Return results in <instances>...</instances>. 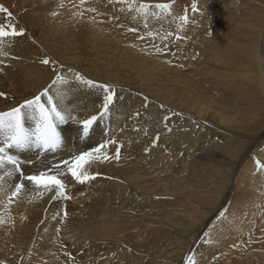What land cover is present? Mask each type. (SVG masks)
Instances as JSON below:
<instances>
[{
  "label": "bare ground",
  "instance_id": "1",
  "mask_svg": "<svg viewBox=\"0 0 264 264\" xmlns=\"http://www.w3.org/2000/svg\"><path fill=\"white\" fill-rule=\"evenodd\" d=\"M67 1L68 0H0V5H3L10 12H12V22L16 24L17 28L23 27L25 29L24 36L16 37L12 40L11 44L6 43L4 45V51L8 52L9 55L0 56V59L4 60V63L0 65V68L3 69V71H0V91L6 93V97H0V111H6L11 107H15L17 104L23 102L25 99L32 98L47 87L46 85L48 82L55 78L56 71L51 63L45 65L41 63V60L47 58L50 61H55L57 69L59 68V65L64 66L62 74H66L67 69L72 68L86 79H91L97 81L98 83L113 85L117 90L116 92L118 98L112 106L109 118L104 123L95 125L93 133L88 138L81 140L78 127L74 124L62 126L64 147L55 154H47L46 163H59L61 159H68L71 155L78 154L80 151L88 150L90 147H94L99 144L102 139L110 137H114L118 144L122 145L121 159L119 161L110 159L108 161L93 164L89 169L90 173H99V175L96 176V179L85 182L84 184L76 182L69 175L66 179L67 187L65 191L71 199L66 200L64 198H58L53 200L52 194L47 193L43 197L33 200L31 199L30 186L26 185V187L29 188V193L19 199L13 198V202L5 207L4 202L7 198L4 193L0 192V216H2L5 220L3 224H0V255L4 257L0 258V264H16L18 260H14V258L33 259L37 256L38 258L36 261L38 264H138L150 257L148 254L150 252L143 251L141 248L149 246L151 243H143L139 245L138 248L136 247V244H130L129 237L125 234V232L127 233L131 229H133L132 232H136L134 225L129 223L132 215L131 206H135L134 208H141L146 203L150 206L149 203H152V201L155 200L157 203L162 200L155 199L154 197L157 195H152L154 193L149 192V190L150 188L154 189L153 185L150 183V177H155L154 183L157 186V184L159 185V183L163 182V171H166L169 175L173 176L175 182L177 181L181 186H183L184 177L180 174L181 171H179V166L173 167L164 164L163 167H157V164L160 163V161L165 162L164 158H169L168 156H173L171 158L175 161V158H178L176 156H181L183 154H180L178 148L181 149L180 146L186 142L185 138L188 135H192L194 129H198L200 131L206 129V133L201 136V139H204L211 134L212 128L210 125H213L204 118V113H206L205 110L208 108H206V102L213 100L208 96V89L204 90L203 84L200 83L201 85H198L193 78L187 80L186 76L182 77L179 74L177 76H170L164 70H169V68L175 64L173 61L177 59L176 57L180 58L176 60L178 62L186 63L188 61L189 58L183 59L184 55L179 52L188 48L191 46L190 43L194 42L193 40L195 39L199 26L204 25L199 22V18L203 14L205 15L206 12H209L205 15V17L206 20H208V23H210V20L207 19V17L211 16L215 18L217 16V12L223 13V9L225 7L228 8V11L235 13L234 8L236 2L235 0H222V3L216 4L214 1L210 0H174V2H172L173 0H151L162 1V3L170 1V4L173 6L167 12L156 9L154 6L149 7L147 9L148 17L145 21V19L139 14H137L138 19L135 20H132L130 17H123L124 14L121 15L117 13L118 8L113 6L115 2L109 3V0H86L83 8L80 7V0H69L70 2ZM178 2L180 4L179 7L175 11H172ZM193 2H195L197 6L201 7L202 10L193 11ZM258 2L262 4L264 3V0H259ZM61 4H63V7H60ZM88 8H95L97 11L88 12ZM182 8L192 10V12L188 11V20L191 19L189 27L186 26L188 23L181 24V20L179 19L187 13L186 10L180 12ZM77 11H83V17L76 16L75 13ZM52 13H57V15H52ZM106 13L112 14V18L113 15H116L119 18L117 23L119 26L113 25L112 21L105 18ZM153 13H157V15H153ZM168 14L174 27L181 28L183 26L184 28L182 31L184 33H180L183 36L181 39L182 42L175 47L178 51L174 52L171 57L169 55L161 58L158 56L159 58H156L154 55L152 58H147V50L143 49L142 46H139L136 43L133 44L130 41V39L132 40L134 37L138 40L139 38L137 36H132V31H129V28L141 27L144 31H147L144 27V24L147 23L148 27L155 24L157 30L161 28V24L163 26L162 28L170 30L172 25L170 24V19H168ZM102 15L104 16L102 17ZM5 17V13H0V23L5 22ZM162 17H164V19L160 22ZM238 18L237 14H233V16L230 17L231 21L235 20V23L238 22ZM90 21L92 22L90 23ZM136 32H138V29L134 33ZM161 33L165 42H168L169 44L170 41H173V37H170L171 35L167 36L166 33ZM156 35L158 34L156 33ZM142 42L144 43V41ZM145 42L147 41L145 40ZM186 42L190 45H184ZM224 42L226 44L224 43V46L221 45L222 47L217 45L209 46L210 49H206L207 52L200 55L199 59H207L211 65H215L213 64L214 62H219L224 65L231 62L238 64L239 61H242L243 54L239 45L234 41L231 42L230 40H228V42L224 40ZM159 48L161 49V46ZM192 49H194V47ZM71 52L72 58H70L71 55L68 57ZM256 57L259 59L258 53H256ZM221 60H224V62ZM85 64H87V66H85ZM188 64L190 63L188 62ZM217 64L218 63H216V66ZM187 66L189 67V65H186V67ZM205 67L207 66L205 65ZM179 69L180 73H184L185 68L183 66H180ZM68 78L72 81L70 74L68 75ZM66 90H68L70 94V104L77 106L80 118L95 114L98 111V105L100 103L102 93L98 92L96 89H89L86 86L80 85L78 82L72 81L68 86H66ZM190 90H192L194 94L195 103L193 107L195 110H193L197 113V115H192L191 113L186 114L182 110L183 108L180 109L179 106V108L176 109L178 111L174 110L173 108L175 107L172 106V109L164 105V107L161 108L162 104H157L155 102L156 99L149 94L153 91H158L160 95L167 93L165 98L173 99V95L176 94L178 97H184L186 92ZM147 96L150 99L147 98V100H145L144 98ZM121 97L122 99H120ZM183 102L184 101L182 100V103ZM145 105L147 106L145 107ZM136 113H139V115H136ZM182 113L183 115L186 114L185 123L184 121H179V118L182 117ZM165 116L168 117L167 121L164 119ZM165 125H167V127H165ZM105 126H108L109 128L108 137H105L104 135ZM168 128H171L172 131L169 132L167 130ZM223 130L225 131L224 133H227L223 135L224 138H227L226 140L232 141L235 139V137L233 138V136L230 135L232 132L227 129ZM145 131L147 132V135H145ZM154 131L160 135L162 142L163 138L174 141L172 146L170 148L160 146L158 145L160 143L158 140V143H156L154 147H148V141L156 138L157 136ZM246 136L248 135H245V137ZM217 137H219V135ZM115 147L116 145L109 146L108 152L110 155L115 154ZM145 148H148L149 151L145 152ZM190 151H194L193 145H191ZM152 155L164 157L155 159L153 162H146L142 158H148ZM248 155L249 154H247V157ZM23 158L26 157H22V159ZM33 159H35V157H33ZM42 159L44 158L42 157ZM245 159L246 158L243 157L240 158L238 165L239 168L237 167L238 170L236 169L235 171L238 179L239 175L242 174L240 173L242 170V167L240 166L244 167V165L241 164L244 163L243 161H245ZM170 161H168L169 164ZM254 162L255 161H253V163ZM247 163V166L251 164H249V162ZM254 165H256V163ZM184 167L186 168V166ZM159 169L161 171H159ZM39 170H42L39 162L33 166L24 167L25 174H32L34 172H38ZM243 171L244 170H242V172ZM211 172L212 171L209 173ZM214 172L216 173V171ZM228 172L229 171L227 170L225 173L227 174ZM246 173L248 174V172ZM260 173H262V171H260ZM149 174L152 175L149 176ZM249 174H252V172ZM247 176L252 178L250 175ZM212 180L214 182V179ZM225 180L227 181L228 179ZM217 181L216 193L220 194L222 189L224 190V187L222 188ZM221 181L222 180H220V182ZM257 181L260 182L262 180L260 179ZM15 182H18L15 178L10 181V183L13 184ZM263 184L264 182L262 185ZM260 187L261 189L259 191L262 190L263 192L264 185H260ZM244 188L247 189V187ZM174 189L176 190V188ZM228 190L229 189H227V191ZM8 191L10 192L11 189ZM247 192L249 191L247 190ZM170 193L171 192H169V194ZM222 193H224V191ZM177 197L178 196H174V199L171 197L173 200L168 201V204L176 206L178 204L176 199ZM204 201L205 200H203V202ZM164 202H166V198ZM177 208L178 207L171 209L177 210ZM253 208L254 205H251L249 208L250 211ZM65 212L67 213L66 216L64 215ZM148 213L149 216L152 214V212ZM186 213L190 215L188 216L192 220L196 221L195 216H191V211ZM143 214L142 216H144ZM210 218L211 215L209 216V219ZM240 218L251 219V216L246 210H244L243 212L240 211ZM201 225L202 224L200 222L198 227H201ZM240 225L244 224L240 223ZM205 227L206 225L204 224L202 229H200V235H202V231ZM157 228H159V226ZM209 232L211 233L212 231ZM206 237L213 239L209 234ZM180 240L183 239L180 238ZM89 241H91V246L88 244L90 247L86 243ZM129 244L131 246H129ZM109 245L111 248L116 246L124 255H115L114 258L111 256L113 259H110V257H108L110 254L108 252H112L110 249L106 253H103L108 254L107 257H105L106 255L103 257H96L101 248ZM183 245L184 243L181 244L179 248ZM97 247L100 249H97ZM183 247L185 248L186 246ZM77 253L81 254L76 257ZM234 255L235 254L233 253V256ZM229 258L226 259L229 260ZM151 261H155V263H157L155 258H152ZM171 263H169V261H165V264ZM28 264H30V262Z\"/></svg>",
  "mask_w": 264,
  "mask_h": 264
},
{
  "label": "rangeland",
  "instance_id": "2",
  "mask_svg": "<svg viewBox=\"0 0 264 264\" xmlns=\"http://www.w3.org/2000/svg\"><path fill=\"white\" fill-rule=\"evenodd\" d=\"M134 1L137 7L141 3H146V4L151 3L149 4L150 6H154L157 3H162V1H151V0H146V1L145 0L144 1L134 0ZM210 1H214L216 4L222 3L221 2L222 0H210ZM258 1L259 0H253V1L252 0H235L236 2L235 8H234L235 13L228 11V8L225 7L223 9V13L217 12V16L215 18L211 16L207 17V19L210 20V23H208V20H206V17H205V15L208 14L209 12H206L205 15L203 14L199 18L200 20L199 22L200 24H204V25L202 26L200 25L199 29L197 30V34L195 35V39L193 40L194 42L192 41L195 44L187 41L191 44V46L179 52L184 55L183 59L189 58L188 61L186 63L178 62L176 60L180 58L176 57L177 59L173 61L175 64L171 68H169L170 71L164 70L170 76H177L179 74L182 77L186 76L187 80L193 78L195 79L198 85L203 84L204 88L203 87L202 88L204 90L208 89V96L213 100L206 102L207 103L206 108L207 107L208 108L205 110L206 113H204V118L213 125L209 124L212 128L211 134L208 137H205L204 139H201V136L204 135L207 130L205 129L203 131H200L198 129H194L193 134L188 135L185 138L186 142L182 144V146H180L182 150L178 148V150L180 151V154L182 153L183 154L181 156H176L178 158H175V161H173L171 158L173 156H168L169 158H164L165 162L160 161V163L157 164V167H163L164 164L167 166L170 165L173 167L179 166V171H181L180 174L181 176L184 177L183 178L184 183L182 184L183 186H181L177 181L175 182L173 176L169 175L166 171H163V176H162L163 182L159 183V185L157 184V186L154 183L155 177L154 178L150 177V183L153 185L154 189L150 188L149 190V192L154 193L152 195H157L156 197H154L155 199L157 200L162 199V200L160 202H157L158 204L154 200L152 201V203H149L150 206L148 205V203H146L141 208L140 207L134 208L135 206H131L132 215H131V221L129 223L131 225H134V228H136L135 229L136 232H132L133 229L129 230L127 233L125 232V234H127L129 237L130 244H136V247L138 248L139 245L143 243L144 244L151 243L149 244V246H144L143 248H141L143 251H149L150 253L148 254L150 255V257H148L146 260L138 264H157V263L165 264V261L167 262L169 261V263H171L172 261L171 264H174V263L175 264H185V257L189 255H193L195 264H221V263L222 264H226V263L227 264H264V191L263 192L262 190L259 191L261 189L260 185L261 186L264 185V184L262 185V183L264 182V171L260 173V171L256 169L257 166L254 165L257 159L258 160L260 159L259 161L261 162V164H264V152H263L264 151V33H263L264 32L263 30L264 29L263 28L264 3L260 4ZM67 2H70V1L68 0ZM129 2H132V0H129ZM172 2H174V0ZM166 3L170 4L171 2L167 1ZM115 4L113 6H116V8H118L117 13L121 15L124 14L123 17H130L132 20L138 19L137 13L134 10L129 9L128 3H116L115 2ZM179 5L180 4L178 2V4L175 5L172 11H175L179 7ZM237 5H238V8H237ZM184 10L186 9L182 8L180 12H183ZM197 10L201 11L202 9L201 7L197 6ZM186 11H187L186 14L189 19L188 11L192 12V10L187 9ZM233 14H237L239 17L237 19L238 21L237 23H235V20L231 21L230 19V17H232ZM103 16L104 15H102V17ZM95 17H98V16H95ZM133 17H135V19ZM105 18L112 21L113 23L112 22L111 23L113 25L119 26L117 24L119 21V18L116 15H113V18H112V14L106 13ZM162 19H164V17L160 19V22ZM168 19H170V24L172 25L169 14H168ZM190 20L187 21L188 23L186 25L187 27H189L190 25V22H191ZM91 22L92 21H90V23ZM162 27L163 26L161 24V28L157 30L155 24L150 25L149 27L146 28L148 32L144 31V29L141 27L136 28L138 29V32L136 33L132 32L131 35L137 36L140 42L135 37L132 40L130 39V41L133 44L136 43L137 45L142 46L143 49L147 50L146 52L147 58L149 57L152 58V56L154 55L156 58H159V57L161 58V57L169 56V55L171 57V55L174 52L178 51L175 47L182 42L181 39L183 38V36L180 33H184L182 32L184 28L183 26L180 28V27H174L172 25V27L170 28V30L168 29L169 30L168 31L167 29H164ZM174 29H175V32H174ZM149 32H151L152 35L148 36ZM161 32L166 33L167 36H170V33H171L170 37H173L172 38L173 41H170L171 43L169 42L170 45L172 44L171 46L168 44V42H165L163 40ZM156 33L158 35H156ZM177 35L180 36L181 39L177 40L176 39ZM156 39H157V42H156ZM145 40L147 42H145ZM224 40L226 42H228V40H230L231 42L234 41L236 42V44L239 45V48L241 49L242 54H243L242 61H239L238 64H235V62H231V63H226L224 65H222L219 62H214L213 64L215 65H211L207 59H204V60L199 59L200 55H203L204 52H207L208 48L210 49L209 46H213V45L214 46L217 45L219 47L221 45L224 46L226 44ZM142 41H144V43ZM187 42L184 45H190L189 43L187 44ZM159 45L161 46V51L157 52L156 49L160 47ZM191 47L192 48L194 47V49H192ZM256 53H258L259 59L256 57ZM68 57L72 58V52L71 54H69ZM193 57H195V59H193ZM221 61L224 62V60H221ZM188 62L190 64H188ZM216 63H218L217 66H216ZM204 64L207 67H205ZM186 65H189V67L188 66L186 67ZM85 66H87V64H85ZM180 66H183L185 68L184 73H180L179 71ZM52 80L53 79H51L48 82V84ZM149 94L156 99L155 100L154 98L151 97L153 100H155L157 104L168 106L170 107V109H172V107H175L173 108L174 110L180 107V109L183 108L182 110L186 114L191 113L192 115L193 114L197 115V113L194 112L195 109L193 105L195 103L194 101L195 99H194V94L192 90L187 91L184 97H178L174 93L175 95L172 96V98L174 97L173 99L165 98V95H167V93L160 95L158 91H153L152 93H149ZM148 96L147 98H149ZM182 100L184 101L183 103H182ZM180 104H182L183 106ZM254 111L255 113L256 112L257 113L255 114ZM186 114L183 115L182 113L181 115L182 117L179 118V121L181 120L182 122L184 121L185 123ZM221 127L223 129H227L230 132H232L230 135L233 136V138L235 137V139L232 141L226 140L227 138H224L223 135L227 133H224L225 131ZM154 133L159 135L155 131ZM197 133L199 134L201 133V134L199 135ZM213 133L215 136L213 135ZM218 135L219 137H217ZM245 135H248V136L245 137ZM190 136H194V137H190ZM196 136H199V137H196ZM155 139L156 138H153L150 141H148V147L149 146L154 147L152 144V140H155ZM160 140L161 138L159 135L160 143L158 145L164 146L165 148H170L172 144L174 143V141H171L169 139L163 138V142L162 140L161 141ZM156 143H158V140ZM190 144L193 145L194 151H190V147H191ZM247 154H249L248 157H247ZM22 157H25V156L22 155ZM162 157L164 156L152 155V156H149L148 158L147 157H142V158L146 162L148 161L153 162L155 159L162 158ZM241 157L246 158V159L245 161H243L244 163L242 162L243 164H241V165H244V167L240 166L242 167V170L244 171L242 172V170L240 169L241 170L240 173L242 174L239 175V179H238L237 175L235 174L236 173L235 171L236 169L238 170L239 168L238 165H239V161ZM250 159L252 162L250 161ZM168 161H170V164ZM253 161L255 162L253 163ZM247 162L251 164L247 166L248 165ZM184 166H186V168ZM227 170L229 172L226 174L225 172ZM159 171L161 170L159 169ZM210 171L212 172L209 173ZM214 171H216V173ZM194 172H197V173H194ZM246 172H248V174ZM251 172L252 174H249ZM151 175L152 174H149V176ZM247 175H250L252 178H250ZM258 175H263V176H258ZM233 178H234V181H233ZM212 179H214V182ZM225 179L229 180V181L227 180L228 183ZM260 179L262 181L258 182L257 180H260ZM220 180L222 181L220 182ZM216 181L218 184L222 186V188L224 187V190L222 189V192L224 191V193L222 192L220 194L216 193L217 192ZM223 183H226V184H223ZM190 185H192L193 187ZM235 185L237 186V188ZM244 187H247V189ZM164 188L166 189L168 188V189L166 190ZM174 188H176V190ZM227 189L229 190L227 191ZM168 190L169 192H171L170 194ZM247 190L249 192H247ZM241 192L243 193V195ZM174 196H178L176 199L180 207L178 206V204L177 205L175 204L176 206L168 204V201L173 200ZM164 197L166 198V202H164L165 201ZM171 197L173 199H171ZM203 200L205 201L203 202ZM251 205H254V208L250 211L249 208L251 207ZM217 206L219 207V209ZM176 207H178L177 208L178 211L175 209H171V208H176ZM244 210H246L248 214H250L251 219L240 218V211L243 212ZM139 211L142 213H140ZM189 211H191L192 217L193 215L195 216L196 221L192 220L189 217L190 215L186 213V212L189 213ZM148 212L150 213L152 212V214H150L149 216ZM221 212L224 213L223 217L220 216ZM142 214L144 216H142ZM210 215H211V218L209 219ZM200 222L202 225L201 227H198ZM240 223L244 225H240ZM204 224L206 225V227L203 229L202 235H200L199 234L201 231L200 229H202ZM158 226L159 228H157ZM209 228H212V229H209ZM209 231H212V232L210 233ZM205 233H208L213 239H209L208 237H206ZM180 238H182L183 240H180ZM186 240H189V241H186ZM181 241L184 243L183 246H186L185 248L183 246L179 248V246L183 244ZM86 243L87 245L90 244L91 246V241L86 242ZM130 244L129 246H131ZM97 249H100V248L97 247ZM110 249L112 250V252L109 251L108 252L110 253L109 255L103 254V253H106ZM81 253H77L78 255L76 254V257L79 256ZM233 253L235 254L234 256H233ZM97 255L96 257H99V256L103 257L105 255H106L105 257H107L108 255L110 259H113L115 255L118 256V255H124V254L121 253L120 249H118L116 246L111 248V246L109 245L104 248H101L100 252H98ZM0 258H4V257L0 255ZM37 258L38 256L33 259L14 258V260L15 259L18 260L16 264H26V263L28 264L29 262L30 264H33V263L38 264V262L36 261ZM152 258H155L157 263H155V261H151ZM226 258L227 259L229 258V260H227ZM223 260L225 263L223 262Z\"/></svg>",
  "mask_w": 264,
  "mask_h": 264
},
{
  "label": "snow or ice",
  "instance_id": "3",
  "mask_svg": "<svg viewBox=\"0 0 264 264\" xmlns=\"http://www.w3.org/2000/svg\"><path fill=\"white\" fill-rule=\"evenodd\" d=\"M114 0H109V3ZM116 3H128L130 10H134L141 15L145 21L148 17L147 9L151 7L149 4L141 3L137 7L129 0H115ZM86 0H80V7L83 8ZM173 5L169 3H157L154 5L156 9L167 12ZM63 7V4L60 5ZM192 10H197V4L193 2ZM88 12H96L95 8H88ZM0 13H5V22L0 23V56H8L9 53L4 51L6 43L11 44L16 37L25 35L23 27L17 28L12 22V12L3 5H0ZM57 15V13H52ZM76 16L83 17V11H77ZM157 15V13H153ZM135 19V17H133ZM182 23H187V14L179 18ZM147 28V23L144 24ZM136 28H130L129 31L135 32ZM148 35H152L151 32ZM171 35V33H170ZM176 39H181L177 35ZM161 51L160 48L156 49ZM195 59V57H193ZM4 60L0 59V65ZM41 63L48 65L52 64L56 71L55 78L38 94L30 99H25L23 102L11 107L6 111H0V192L6 196L4 202L5 207L13 202V198H21L29 193L30 186L31 199H39L47 193L52 194V199L64 198L71 199L66 194V179L70 175L72 179L80 184L96 179L99 173H90L89 169L97 162L121 159V146L114 137L104 138L94 147L88 150L80 151L78 154L71 155L68 159H61L59 163H46V157L49 153H57L64 147V137L62 135V126L74 124L78 127L80 139L88 138L94 131V126L104 123L111 115V109L117 100V92L113 85L106 83H98L97 81L86 79L79 72L72 68H68L66 74H62L63 65L56 68V62L45 58ZM0 71H3L0 68ZM71 75L72 81L78 82L80 85L86 86L89 89H96L102 93L98 111L95 114L87 115L80 118L76 105L70 104V94L66 90L72 81L68 75ZM0 97H6V93L0 91ZM122 99V97L120 98ZM147 100V97L144 98ZM147 105H145L146 107ZM164 106L161 105V108ZM139 115V113H136ZM164 119L167 121L168 117ZM167 127V125H165ZM169 132L171 128L167 129ZM105 137L109 136V128L105 126ZM145 135L147 132L145 131ZM159 135L152 141L155 146ZM110 145H116L115 154L110 155L108 148ZM145 152L149 149L145 148ZM22 155L26 158L22 159ZM35 157V159H33ZM42 157L44 159H42ZM37 162L40 163L42 170L32 174H25V166H33ZM256 166L259 171H264V164L259 160L256 161ZM18 182L10 183L13 179ZM11 189L9 192L8 190ZM66 216L67 213L65 212ZM223 217L224 213L221 212ZM5 222L0 216V224ZM208 233H205L207 236ZM185 264H195L192 255L185 257Z\"/></svg>",
  "mask_w": 264,
  "mask_h": 264
}]
</instances>
